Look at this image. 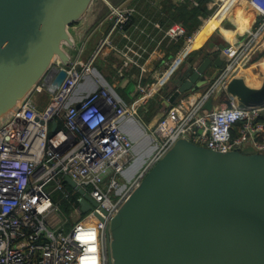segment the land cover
Masks as SVG:
<instances>
[{"label":"built area","instance_id":"2783aa9c","mask_svg":"<svg viewBox=\"0 0 264 264\" xmlns=\"http://www.w3.org/2000/svg\"><path fill=\"white\" fill-rule=\"evenodd\" d=\"M174 1L199 5L197 0ZM211 1L217 13L226 0ZM246 1L261 20L255 33L239 50L232 51V56L236 53L232 63L199 99H191L193 94L182 96L146 128L142 111H149L151 101L163 88L164 76L178 69L179 59L193 49L196 35L213 16L188 35L181 23L165 27L155 20L140 1L110 7L105 18L110 29L89 58H78L68 68L58 65L67 73L60 88L50 93L39 85L0 129V264H112L108 224L180 139L217 152L253 150L264 155V108L244 110L234 103L231 108H204L264 37V0ZM146 2L159 7L152 0ZM180 41L181 52L163 59L158 80L142 83L151 58L163 57V50ZM112 55L121 58L122 67L141 70L136 103L126 104L96 74L97 64ZM89 78L98 89L74 103L77 91ZM52 79L49 75L46 84ZM128 121H137L143 136L154 143L151 159L133 178L129 171L138 154L136 143L123 129ZM66 177L98 206L84 213L81 196L66 183ZM56 194L70 204L69 213L61 202L54 201ZM91 227L96 230L95 237Z\"/></svg>","mask_w":264,"mask_h":264},{"label":"water","instance_id":"95a60500","mask_svg":"<svg viewBox=\"0 0 264 264\" xmlns=\"http://www.w3.org/2000/svg\"><path fill=\"white\" fill-rule=\"evenodd\" d=\"M98 1L0 0V129L39 85L50 93L60 88L67 73L58 65L68 68L78 50L73 26L89 22ZM92 28L80 29V41ZM229 48L203 51L180 69L166 107L201 91L211 71L227 65ZM219 97L228 108H264V76L250 81L234 72L204 108L213 110ZM65 180L81 196L84 213L98 206L74 180ZM107 230L112 264H264V155L217 152L180 139Z\"/></svg>","mask_w":264,"mask_h":264},{"label":"crops","instance_id":"0c3cea01","mask_svg":"<svg viewBox=\"0 0 264 264\" xmlns=\"http://www.w3.org/2000/svg\"><path fill=\"white\" fill-rule=\"evenodd\" d=\"M109 1L114 5H121L124 3H132L133 4L135 2L139 3V1H140L141 4H146V11L149 13L150 16L154 17L155 20H159L162 22V20L166 16H168L162 10V4H164V2L166 0H152L153 2H157L159 4V7L156 5H153L152 2H151L152 4L149 2H146V0H109ZM172 1H174V0H172ZM232 1L233 0H230L229 2L233 3ZM174 3H175V1H174ZM212 5L214 6L213 3H212ZM228 7H229V4L225 8L227 9ZM209 8L211 9L210 4H209ZM169 10H171V8H169ZM250 10H251V13H250V15H248L247 12L239 9L235 15H233L234 13L232 14L233 15L232 19H231V17H228L230 14L224 16V15H220V14L216 15V13L214 12L211 15L213 17H215V15H216V17L214 18V22L212 24V27L207 31L206 35L202 38V40L198 44L193 46V49L188 54L184 55V57L179 59L180 65H179L178 69L173 74H171L169 76H164L163 88L158 94H156V96L154 97V100H153V109L156 113L154 114V117L152 118V120L149 123H147L148 121L146 122V120L148 119V116H146V117L144 116V118H143L144 123L147 124V125H145L146 127L153 126L157 122V120L163 115V113L166 110H168V108L166 107V105L164 103V99H166V97H167L166 92L169 93L174 88V80L176 79V77L178 75V71L180 69H183L186 64H189L191 60H193V61L198 60L199 55L203 51H211L215 47H217L218 45H224L226 43H229L230 48L228 49V52H230L231 56H230V59H229L227 65L224 67V69L228 66V64L232 63V61L235 57V54H236V53H234V55L232 56V51L236 50L238 43L239 44L243 43V41H245L246 37L248 38V35H250L251 32L253 33V31H255L256 27L260 23V20H261L260 17L251 8H250ZM94 12H96L97 14H93V16H91L89 18V22L92 24L93 28L82 41H80V38L78 35L80 33V29H83V28L88 29V26H90V23L88 21H84L83 23H79V24H76L73 26V28H74L73 35H74L76 41L78 42V50L76 52H74V51L72 52L73 61L77 60L78 58H81L84 60L88 59L89 56L94 51L97 42L110 29V26H111L110 22L105 21V18L107 17V15L110 12L109 6L104 1L100 0L96 3V7L94 9ZM172 14H174V13H172ZM253 15L255 16V18L253 17ZM205 20L206 19H204L203 22ZM226 20H227V22L224 23ZM179 21H180V19H179ZM174 23H180V22H176V21L173 22V20L172 21L170 20L168 23L165 22L164 26L168 27ZM97 29L99 32L97 31L96 34H98V35L94 41H92V40L90 41L91 48L87 51L85 49L86 44L89 41L90 37H92V35L96 32ZM242 34L244 35V37L240 41V37L242 36ZM238 36H239V38H238ZM178 43H175V45L172 44V46L175 47L176 45H178ZM174 47L171 50H168V49L163 50L162 51L163 57L155 56V57L151 58L148 65L146 66L148 73L145 74V77L141 81L142 83L150 84V83L158 80L157 77H159L160 73H162V70H163V63H162L163 59L164 58L177 57L178 53L181 52V50L183 48V43H182V46L180 48H178V50H176V51L173 50ZM256 48L259 50L264 48V37H262L259 40ZM252 57L250 59H248V57H246L245 60L242 63H240V66L238 67L239 71H241L243 73H250L251 74L250 69L253 68L256 72L255 75H263L264 76V72H263L264 69L261 71L259 70V72H258V68H260V64L259 65H257L258 63L255 64V62L252 61ZM251 61H252L251 66H248L249 62H251ZM245 65L248 66L247 69L244 68ZM224 69L212 70L211 73L208 75V78H207L209 81L208 84L199 92L197 91V92L189 93V94H193L191 99H193V98L199 99L203 93H206L207 91H209V89L214 85V82L223 73ZM261 69H262V66H261ZM96 74H98V76L102 79L103 84L106 85L107 87H109L126 104L129 105V104L136 103L138 101L139 92L137 90V85L139 84L141 77H142L141 76V70L139 68L122 67L121 66V58L117 55H112L109 59L102 60L97 64ZM97 89H98V85L96 84L94 79L93 78L87 79L86 82L77 91L75 99H74V103L79 102L82 98H84L85 96H87L90 93H93ZM219 96H221V95H219ZM42 98L44 100H46L45 96H42ZM220 101H221V98L219 97L217 100L218 104L216 105V107H225L224 105H221ZM156 117H157V120L156 121L153 120ZM152 121H154V122L151 123ZM131 124L135 125L136 127H138L141 130V128H140L141 126L137 121H128V122L123 124V129L129 135H131L130 134V130H131L130 125ZM141 132H142V130H141ZM152 146H153V144H152Z\"/></svg>","mask_w":264,"mask_h":264},{"label":"trees","instance_id":"16d2710c","mask_svg":"<svg viewBox=\"0 0 264 264\" xmlns=\"http://www.w3.org/2000/svg\"><path fill=\"white\" fill-rule=\"evenodd\" d=\"M197 2L199 5L193 6L191 3H185L182 5H179V4H175L174 1H172V0H166L164 2V4H162V10L168 16H166L162 20L163 24L165 22L168 23L170 20L171 21L173 20V22H175V21L180 22L186 27V29L188 31V35L192 34L203 24V20L210 17L216 10V6L212 5L211 0H197ZM209 4L211 6V9L209 8ZM169 8H171V10H169ZM172 13H174V14H172ZM179 19H180V21H179ZM182 43L183 42L180 41L178 43V45H176L177 47L175 46L176 48L171 45L168 48V50H171L174 47L173 50L176 51V50H178V48H180L182 46ZM153 100L151 101L149 111L147 113L142 111L143 116H145V117L148 116V119L146 120V122L148 121L147 123H149L152 120V118L154 117V114L156 113L153 109ZM54 201L56 203L61 202L62 208L67 213H69L70 204L66 201H61L60 195L56 194L54 196Z\"/></svg>","mask_w":264,"mask_h":264},{"label":"rangeland","instance_id":"374dc122","mask_svg":"<svg viewBox=\"0 0 264 264\" xmlns=\"http://www.w3.org/2000/svg\"><path fill=\"white\" fill-rule=\"evenodd\" d=\"M239 9H241L242 11H245V12H247L248 13V15H250V13H251V10H250V7L247 5V1L246 0H241L238 4H237V6L235 7V9L230 13V15L228 16V17H231V19H232V17H233V15H235L237 12H238V10ZM246 9V10H245ZM234 13V14H233ZM233 14V15H232ZM232 15V16H231ZM253 17L255 18V16L253 15ZM227 22V20L224 22V23H226ZM223 23V24H224ZM222 24V25H223ZM97 31H98V29L96 30V32L92 35V37H90V39H89V41L87 42V44H86V47H85V49L88 51L90 48H91V44H90V41L92 40V41H94L95 39H96V37H97V35L98 34H96L97 33ZM99 32V31H98ZM255 33V31H253V33L251 32V34L250 35H248V38L246 37V39H245V41H243L244 43L249 39V37L250 36H252L253 34ZM243 37H244V35L242 34V36L240 37V41L243 39ZM238 38H239V36H238ZM90 44V45H89ZM243 44V43H242ZM240 45L241 44H239L238 43V46H237V50H239L240 49ZM86 51V52H87ZM253 56V57H252ZM246 57H248V59H250L251 57H252V61H254L255 62V64L256 63H258L257 65H259L260 64V68H258V72H259V70L261 71V70H263L264 69V48L263 49H261V50H259V49H257V48H254L253 50H250L248 53H247V56ZM252 61L251 62H249V65L248 66H251V64H252ZM261 66H262V69H261ZM250 71H251V76L253 77L254 75H255V70L253 69V68H251L250 69ZM264 72V71H263ZM256 76H258V75H256ZM37 96V95H36ZM153 120H157V117L155 118V119H153ZM154 121H152L151 123H153ZM145 125H147L146 123H145ZM130 128H131V130H130V134L131 135H129L131 138H132V140L136 143V152H137V154H138V157L140 156L141 157V159H140V161H139V163L136 165V167H135V171H134V173L131 175V177L133 178V177H136L138 174H139V172H141L145 167H146V165H147V163L149 162V160L151 159V157H152V155H153V151L151 150V149H149V147H153L152 146V144L154 145V143H153V141L150 139V138H147V139H143L144 138V136H143V132H144V130H143V128H141V130H142V132H141V130L138 128V127H136L135 125H130ZM144 128H146V126L144 127ZM142 162V163H141ZM130 177V178H131ZM91 223V222H90ZM89 231H91L92 233H94V237L96 236V230L94 229V228H92L91 227V229L89 230ZM93 237V238H94Z\"/></svg>","mask_w":264,"mask_h":264},{"label":"bare ground","instance_id":"6f19581e","mask_svg":"<svg viewBox=\"0 0 264 264\" xmlns=\"http://www.w3.org/2000/svg\"><path fill=\"white\" fill-rule=\"evenodd\" d=\"M230 0H226L225 1V3H224V5L220 8V10L216 13V15L217 14H220V15H229L234 9H235V7L237 6V4H238V1H240V0H233L232 2L233 3H231V2H229ZM229 4V7L226 9L225 7L227 6ZM216 15H215V17H216ZM215 17H212L210 20H208L207 21V23H206V25H205V27L203 28V31H201L200 33H198L197 35H196V37H195V42H194V44H193V46H195L196 44H198L201 40H202V38L206 35V33H207V31L212 27V24H213V22H214V18ZM235 73H240V74H242V75H244L246 78H248L250 81H254L256 78H257V76L256 75H254L253 77L251 76L252 74H250V73H243V72H241V71H239V68L235 71ZM144 140L145 139H147V138H143ZM149 149H151L153 152H154V148H151V147H149ZM140 159H141V157L139 156V157H137V159H136V161H135V164L132 166V168L130 169V171H129V175H132L133 173H134V171H135V167H136V165L139 163V161H140ZM142 163V162H141ZM132 171V172H131Z\"/></svg>","mask_w":264,"mask_h":264}]
</instances>
